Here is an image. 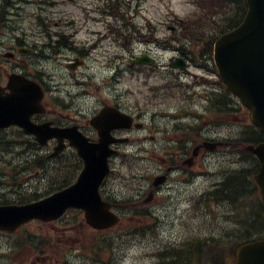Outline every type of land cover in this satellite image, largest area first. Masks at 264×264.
Wrapping results in <instances>:
<instances>
[{
  "label": "rangeland",
  "instance_id": "obj_1",
  "mask_svg": "<svg viewBox=\"0 0 264 264\" xmlns=\"http://www.w3.org/2000/svg\"><path fill=\"white\" fill-rule=\"evenodd\" d=\"M105 1L12 0L6 10L7 23L0 30V53L13 51L10 49L19 41L26 45L23 47L36 49L31 56H21L22 65L26 73L42 84L45 82L48 115L50 119H56L59 126H65L66 121L75 118L85 123L105 102H118L127 112L137 114L139 103L152 101L141 105L144 109L139 113L149 129L124 137L135 140L148 137L147 149L155 150L157 154L149 153L139 160L129 154L135 151V147L126 145L123 149H128L124 154L128 157H119L111 162L112 172L102 187L103 196L114 203L127 202L124 205L117 203L115 212L121 216L117 226L95 231L86 224L79 211H70L62 220L53 223L33 221L13 234L0 233V264H156L159 261L156 256L166 247L175 244L186 246L191 242L195 245L197 241L207 239L226 242L231 239L228 234L237 218L235 204H219L204 196L205 191L216 183L207 172L214 170L221 178L224 171L250 168L253 162L233 160L225 156V149L208 159L203 154L192 169L182 166L177 174H171V183L164 187L163 196H155L152 203L144 205L143 200L152 190V179L167 172L172 165L169 161H177L170 158L176 153L167 139L182 137L181 134L164 132L165 128L171 130L173 123L162 115L167 111L181 112L190 106L202 111L205 104L192 90L172 91L167 88L164 80L168 74L165 71L133 68L129 64L132 58L129 49L119 47L122 43H111L107 39L110 26H119L122 31L132 33L134 23L136 29L143 28L147 33L142 42L156 43L151 46L152 53L158 54L161 64L166 65L172 52L165 50L157 41L171 37V28H181L180 20L195 14L194 21H197L210 15L217 0H111L120 8L112 12L118 16L123 14V20L102 17L99 10L105 7ZM201 3L207 5L205 10L210 7V11L203 13ZM147 28H152L154 33L149 35ZM93 31L101 34L93 36ZM89 44L96 48L89 52ZM137 50L142 53L148 49L138 46L135 52ZM79 57L85 60V65L72 72L67 64ZM120 66L118 81L114 82L113 76ZM12 67L11 63L0 58V82ZM193 70L197 74L208 75L204 71ZM189 81L190 78L185 79V82ZM167 91L172 92L168 95ZM189 94L193 96L187 100ZM57 99L59 102H55ZM175 99L181 103L180 108ZM190 99H196L197 104L190 103ZM48 101L51 103L49 106ZM155 114L158 116L154 118ZM208 121L211 119L205 120L203 127L208 126ZM154 122L157 126L151 129ZM236 122L233 126L220 127L219 132L233 138L241 137L242 130L250 125V121L244 112L237 111ZM152 136H155L153 141ZM192 148L193 145L188 144V154ZM52 151L53 147L35 146L18 132L0 133V205L5 200L13 204L39 200L66 185L59 186L52 178L68 175L73 167L78 169V160L70 153L59 160H48ZM37 160L43 162L40 167L36 166ZM60 165L61 170L58 168ZM64 165L68 168L62 167ZM194 173L198 175L197 182ZM199 175L204 176L201 178ZM251 184L255 187L254 181ZM19 185H25L24 189ZM201 193H204L203 198ZM169 194L172 195L170 200L167 199ZM258 195L259 192L251 200L254 201ZM21 197L25 199L18 203ZM244 207H247L246 202ZM152 214L159 218L156 227ZM27 239H31L30 243L25 241ZM89 243L94 244V249ZM108 244L113 247V252L98 249ZM231 244L224 242L222 245L227 249Z\"/></svg>",
  "mask_w": 264,
  "mask_h": 264
},
{
  "label": "water",
  "instance_id": "obj_2",
  "mask_svg": "<svg viewBox=\"0 0 264 264\" xmlns=\"http://www.w3.org/2000/svg\"><path fill=\"white\" fill-rule=\"evenodd\" d=\"M247 4L244 22L217 41L215 61L222 80L251 109L253 123L264 133V0H247ZM133 63L153 64V61L144 56ZM8 89L11 93L6 94V89L0 87V129L17 125L25 133L35 135L42 144L57 137L60 145L54 155L64 149L63 141L68 139L77 148L85 169L76 184L48 198L22 206H0V230L14 232L32 220L54 221L70 208L83 210L87 224L96 230L116 225L119 218L111 212V204L102 200L99 187L109 173L108 158L115 153L110 145L120 142L112 138L111 131L131 128L132 119L104 109L92 121L99 131L100 142L90 144L79 132L52 129L49 124L36 126L31 122L33 114L44 112L43 93L37 84L13 76ZM246 149L261 161L256 180L264 199V143ZM235 264H264V240L241 246Z\"/></svg>",
  "mask_w": 264,
  "mask_h": 264
},
{
  "label": "trees",
  "instance_id": "obj_3",
  "mask_svg": "<svg viewBox=\"0 0 264 264\" xmlns=\"http://www.w3.org/2000/svg\"><path fill=\"white\" fill-rule=\"evenodd\" d=\"M12 0H0V30L6 25L7 8L10 6ZM110 10L117 11L116 4H111ZM254 134V133H251ZM262 139V135L257 133L254 137L247 138L246 142L237 141L236 146L245 145V143H254ZM247 157H251V154L246 153ZM253 164H251L249 170H241L236 172L235 177L230 178L231 182H227L219 190L215 192L211 200L219 203L227 202L228 199L235 204V213L237 218L233 223V228L229 231V242L222 240L207 239L203 241H197L194 245L192 242L186 244L184 248H177L168 253H163L161 261L158 264H233L234 262V250L240 244L253 240V238H264V206L256 204L251 208L244 207L245 202L248 201V197H252V193H245L244 191L251 189L250 177L253 176L256 171V161L253 158ZM250 161V160H248ZM71 175L64 176L58 181L52 178V181H57L59 186L66 183H70L74 179L73 170ZM15 178V177H13ZM16 185V184H14ZM24 197L18 199V203H23ZM229 201V202H230ZM4 203H11V201L5 200ZM245 212V214H244ZM227 235V234H226ZM31 239H27V243H30ZM217 242V243H216ZM232 244L224 249L223 243ZM107 244V242H105ZM94 248V244L92 246ZM100 251L109 250L113 252V247L110 244L98 247Z\"/></svg>",
  "mask_w": 264,
  "mask_h": 264
},
{
  "label": "flooded vegetation",
  "instance_id": "obj_4",
  "mask_svg": "<svg viewBox=\"0 0 264 264\" xmlns=\"http://www.w3.org/2000/svg\"><path fill=\"white\" fill-rule=\"evenodd\" d=\"M22 44H19V43H17V44H15V46L12 48V49H10V50H13L12 52V57L11 58H9V59H7L6 61L7 62H9V63H11L12 65H13V67L11 68V70H10V72H7L6 73V75H5V77H4V79L0 82V83H3L4 85L3 86H6L7 84H8V80H9V76L12 74V73H19V74H23L24 76H26V77H28V78H31V79H33L32 78V75H30V74H28V73H26L25 71H24V66L22 65V63H23V60L21 59V55L18 53V50L19 49H21L22 48ZM15 53V54H14ZM136 55H140L141 53L137 50L136 52ZM181 56H183L184 58H185V54H183V53H181V55H180V57ZM75 60V59H74ZM166 68V67H165ZM164 68V70L165 71H167V72H170V69H165ZM174 72H176V71H174ZM177 73H179V74H181L180 72H177ZM172 76H169L168 77V79L169 78H171ZM213 92H218V90L217 89H213L212 90ZM107 105H109V106H114V107H116V108H119V109H121V110H123V108H122V106H121V104L120 103H117V102H114V103H108V102H105V104H104V106H107ZM33 120L36 122V123H43V122H45L47 119L45 118V117H40V116H35L34 118H33ZM52 121L56 124L57 123V121H56V119H52ZM75 123H76V125L80 128V130L88 137V138H90V140L91 141H94V142H96L97 140H98V138H97V133L95 132V130L93 129V128H91V126H90V123H89V120L87 119L86 121H85V123H83V122H81V121H79L78 119H76V121H74ZM71 123V122H70ZM69 122H68V124H70ZM57 125V124H56ZM11 129H14V128H11ZM11 129H9V130H11ZM122 134H123V132L122 131H115L114 132V135L115 136H122ZM173 134H175V135H177L176 133H174L173 132ZM30 138L32 139H34L35 140V138L34 137H31L30 136ZM186 138H188L187 137V133H186V131L185 132H183V138H180V139H177V137L176 138H174V139H167V143L169 144V146L174 150V152L176 153V155H170V158H174V159H176L177 161H176V165H173V166H170L171 167V169H172V171H175L174 172V174H177V172H178V170H180L181 169V167L183 166V167H186L185 166V158H186V153H187V151H188V142H187V140H186ZM194 138H196V137H194ZM194 138L193 137H190L189 139H191V140H194ZM197 140H199V141H202L203 140V138L202 137H199ZM50 143V145H55L56 144V140H53V141H51V142H49ZM192 144V143H191ZM142 149H140L139 151H141ZM202 150V149H201ZM145 151V150H144ZM148 152V154H149V151H147ZM151 153H153V154H157V151H155V150H151L150 151ZM201 153H203V152H200V154H199V156L198 157H196L195 159H194V162H193V165H192V167L194 166V165H196L195 163H197L201 158H202V154ZM184 156V157H183ZM182 158H183V160H182ZM181 162H182V166H181ZM168 172H170V169L168 170ZM194 176H196L195 174H194ZM172 177V176H171ZM170 175L168 176V181H170ZM162 188V187H161ZM161 188H159V189H157L156 191H155V194H157L158 192H159V190H161ZM154 197V196H153ZM152 197V198H153ZM154 199V198H153ZM157 199H159V198H157Z\"/></svg>",
  "mask_w": 264,
  "mask_h": 264
}]
</instances>
